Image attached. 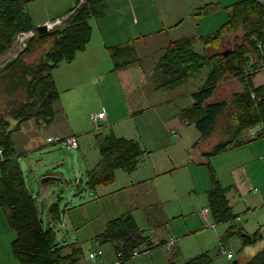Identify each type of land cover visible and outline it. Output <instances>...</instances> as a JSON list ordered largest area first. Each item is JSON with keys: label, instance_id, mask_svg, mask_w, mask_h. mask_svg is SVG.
I'll use <instances>...</instances> for the list:
<instances>
[{"label": "rangeland", "instance_id": "1", "mask_svg": "<svg viewBox=\"0 0 264 264\" xmlns=\"http://www.w3.org/2000/svg\"><path fill=\"white\" fill-rule=\"evenodd\" d=\"M73 1L30 0L25 9L34 26L58 20L55 25L61 22ZM236 1L143 0L140 5L137 0H108L105 18L89 20L92 27L90 46H99L102 37L107 43L118 41L124 44L130 42V37L142 35L144 39L137 43L139 46L133 57L139 59L125 68L112 69L113 60L108 53L107 67H99V73L71 82L70 88L64 91V85L59 83L60 97L54 104L56 113L51 123L38 124L34 119H28L11 133L14 152L26 186L36 199L42 226L53 228L54 240L65 244L62 252L80 247L76 264H119L113 245L110 242L99 244L94 236L105 228L109 219L126 212L134 216L143 234L149 235L154 244L161 239H174L171 252L177 253L173 255L171 264H182L187 258L203 251L210 253L212 264H228L232 260L241 262L263 246V239L242 246L239 234L240 227L248 233L261 227L260 232L264 234L262 201L253 202L247 210L243 199L230 198V201L233 199L230 203L233 211L239 214V221L233 223L231 230L235 233L229 236L226 235L228 222L216 223L209 213L207 217L200 213L207 207L209 168L202 155L204 150L200 148L202 141L194 143L199 137L198 130L193 124L182 121L179 112L193 102L191 93L202 84L207 68L189 73L182 84L172 89L156 87L162 76L153 70L164 39L188 35L192 33V28L197 33L192 41L193 48L203 53L207 48L198 35H210L223 25L229 18L231 5ZM162 4H168L170 8L178 7L182 16L187 12L186 23L178 29L156 34L166 10ZM205 4H209L205 10L195 13ZM226 27L223 25L225 30ZM33 33L31 30L15 36L0 57V68L18 55ZM242 33L241 27L229 29L221 39L209 45L216 48H209L208 53L231 50L242 43ZM119 36L121 38L118 39ZM44 49V46L37 49L26 60L35 61ZM79 56L71 66H76ZM127 57L131 55L126 54L119 59ZM68 66L64 63L53 73L64 72ZM219 82L211 99L230 96L231 82ZM227 86H230L228 91L223 92ZM7 105V97L0 84V114L6 113ZM109 108L115 115L124 116L116 126L130 131V136H121L137 139L148 153L143 155L138 167L131 173L118 168L112 183L91 187L86 180L87 167L98 161V143L101 136L112 131L113 126L108 120L94 122L91 116L99 111L107 113ZM226 120V115L219 117L215 133L222 130ZM257 128L258 124L245 133ZM56 135L64 138L74 135L78 146L70 148L65 141H46L48 136ZM209 161L216 176L214 160L211 158ZM45 175L60 179L42 182L40 179ZM130 182L136 184L135 187L119 189ZM53 203L56 208L51 212L49 209ZM212 223L213 226L210 225ZM144 248V245L137 248L138 255L127 258L121 264H165L171 255L167 246ZM98 249L102 251L101 255L90 259L89 252ZM222 250L231 252L232 257L227 258Z\"/></svg>", "mask_w": 264, "mask_h": 264}, {"label": "trees", "instance_id": "2", "mask_svg": "<svg viewBox=\"0 0 264 264\" xmlns=\"http://www.w3.org/2000/svg\"><path fill=\"white\" fill-rule=\"evenodd\" d=\"M28 1L0 0V57L19 32L34 31L18 55L0 68L1 91L8 102L6 113L0 114V205L6 209L8 223L14 231L10 245L19 264H76L80 247H71L68 252H62L65 244L54 240L53 228L42 226L36 199L26 186L14 152L11 133L28 119H34L38 124H49L54 120V104L59 100L60 93L52 70L62 62L71 61L77 51L84 49L91 35L89 19L98 13L105 0H74L61 22L43 33L36 32L31 16L25 9ZM207 5L200 6L195 13L205 10ZM263 12L264 0H237L231 5L229 18L223 25L227 26L226 30L241 27L243 43L229 51L205 54L194 50L190 36L172 39L162 48L153 69L162 76L156 87L171 88L183 83L189 73L208 67L202 84L191 93L193 102L180 110L179 118L187 124H193L198 130L196 143L217 128L219 117L227 116L219 131L223 137L202 152L210 174V187L206 190L209 214L216 223H229L227 236L235 233L231 229L238 214L232 211L226 195L229 186L219 182L209 159L212 155L241 144L246 129L264 123V83L253 85L250 80L251 74L262 68L264 63ZM223 25L210 35L200 36L204 45L221 39L226 31ZM42 46L45 49L35 61L26 60L27 56ZM106 48L113 60L112 69L139 59L133 58L136 54L129 42ZM126 54L131 57L119 59ZM226 73L240 81L241 89L227 99H211L218 82ZM256 134L263 135L264 129ZM98 151V161L86 170V180L91 187L112 183L116 169L131 171L148 153L137 139L116 136L113 132L101 136ZM55 208L56 204L53 203L49 210L54 212ZM239 234L243 236L242 244L264 240V234L259 229L247 235L239 228ZM94 239L99 244L110 242L119 264L130 258L142 245L147 250L165 242L161 239L154 244L149 235L143 234L130 212L109 219ZM168 251L171 252L170 246ZM176 253L171 252L165 264H171ZM182 264H212V256L208 251H203L187 258ZM234 264H264V243L249 258L241 262L237 260Z\"/></svg>", "mask_w": 264, "mask_h": 264}, {"label": "crops", "instance_id": "3", "mask_svg": "<svg viewBox=\"0 0 264 264\" xmlns=\"http://www.w3.org/2000/svg\"><path fill=\"white\" fill-rule=\"evenodd\" d=\"M138 1H139L140 5L143 4V0H137V2ZM152 1H155V0H152ZM73 4H74V1H73ZM107 5H108V0H105V2L100 6L98 13L96 15L90 17V19L93 18L94 20L98 21V20L105 18L106 14H107V8H108ZM162 5L166 6V10L164 12V19L165 20L161 18V20H160L161 28L157 30L158 33H156V34L167 33L169 30L178 29V28L182 27L184 25V23H186L185 19H186L187 12L184 13L185 15L182 16L181 11L178 7L170 8L168 4H162ZM192 19L194 20L193 17H192ZM193 24L194 23L192 21V25ZM228 31L229 30H226V32H224L221 35V37L224 36L226 33H228ZM191 32L192 33H190L188 35H182V36H178L176 38L164 39L165 40L164 44L158 49L159 50L158 55L160 54L161 49L167 44V42L169 40L177 39V38H180L183 36H190L192 41H193V39L195 38V35L197 33L193 31V28L191 29ZM91 34H92V27H91ZM198 36H199V38H201L200 36H203V35H198ZM112 37L113 36H109V38H112ZM115 37L116 36H114V38ZM103 38L104 37H102V40L99 41V44H100L99 46L93 47V46H90L91 44H89V41L91 39V35H90V39L86 43L84 49L77 51L74 58L71 61L62 62L58 66H56V67H60V65L67 63V65H69V66H68V68L64 69V72H59L56 75V73H53V71L56 67L53 68L52 75H53L56 87L59 91H61L59 88V83H62L64 85L63 89H62V91H64V90L70 88L71 82H74L76 80H83V79H85V76H87V75L89 76L93 73H96V74L99 73V70H100L99 67H101V66H102V68L107 67L106 57H107V54L109 53V51L106 48V46H109L111 44H113V45L120 44V43H117L118 41H113L114 43H107ZM119 38H121V36H119L118 39ZM142 39H144L142 35H140V36L134 35V36L129 38V41H130L129 43L133 46L134 51H136V49H138L139 45L137 43L141 42ZM112 40H114V39H112ZM242 43H243V40H242ZM205 47L207 48L203 51V53H205V54H209L208 53L209 48H214V49L216 48V47H212L209 45H206ZM77 55H81V56H79V61H77L76 66L73 67V66H71V63L74 62ZM249 55H251L250 52H249ZM123 67L125 68V67H127V65H125ZM204 67L207 68L206 69V74H207L208 67L207 66H204ZM220 80L222 81L223 84H226L227 82H231L230 86L232 87V90H230L231 91L230 96L232 95V93L240 90L242 87V84L240 83V81L235 76H233L229 73H226ZM250 80H251L253 85L263 84L264 83V67L259 68L258 70L253 72L250 76ZM230 86H227L225 89H223L224 90L223 92H225V91L227 92L228 91L227 89ZM172 88L173 87L168 88V89H172ZM215 89H214V91H215ZM230 96H228V94H227V96L224 95L219 99H213V100L227 99ZM122 118H124V116L115 115V113L112 112L109 108V109H107V113H105L104 119H100V120H108L113 124V126L111 128L112 131H110V132H113L114 135H116V133H118V135H116V136H121V135H125V134H127L126 136H130L129 135L130 131L124 130L123 128H121V127L119 128L118 126H116V124ZM161 121H162V119H161ZM130 129H131V132H133L132 128H130ZM262 129H264V123H259L257 129H252L249 132L244 133V138H245L244 142H242L241 144L232 146L230 148H227L224 151H222L218 154L212 155L210 157V159L212 158V160H214L213 166H215L217 168V171H216L217 179L219 180V182L223 186H229V189H228L227 194H226L229 203H231V201L233 200L232 199L230 201V198L235 199V197H238L239 199H243V202L246 204L247 210L250 209L252 203L255 201H262L264 203V134L261 136H257V134H256L259 130H262ZM222 137H223L222 133H220V132L215 133V130H214L207 137L200 139V141H202V143L200 144L201 150L205 151V150L210 149L214 145V143L216 141L220 140ZM141 159L139 160V162L135 165V167L131 171H127V172L131 173L132 171H134L138 167L139 163L141 162ZM93 165H90V167H87V169L91 168ZM261 167H263V169L259 171V169ZM129 181H133V180H129ZM135 185L136 184L130 182L129 184H124L119 189L120 190L121 189L127 190V189L135 187ZM230 195H231V197H230ZM206 204H207V202H206ZM255 207H256V205H255ZM232 211H233V207H232ZM200 213H201V211H200ZM234 213H237V212H234ZM238 216H239V214H238ZM206 217H207V215H206ZM235 221H237V222L239 221L238 217ZM235 221H233V223ZM258 229L260 231L261 227ZM242 230H244V228L240 227V231L242 233L247 234V235L251 234V233H248V231H245V230L242 231ZM13 237H14V231L8 223V220L6 217V209L0 205V264H19L18 260L14 257V255L12 254V251H11V245L10 244H11V240L13 239ZM240 237L242 238L243 236L240 235ZM168 239L169 238L163 239L165 242L161 245H158L157 247L167 246V240ZM257 241H255V242H257ZM174 242L170 245V247H172L174 245ZM241 244H242V239H241ZM249 244H253V243L249 242L246 244H242V246H247ZM149 249H151V248H149ZM149 249H147V250H149ZM90 259H92V258H90Z\"/></svg>", "mask_w": 264, "mask_h": 264}, {"label": "built area", "instance_id": "4", "mask_svg": "<svg viewBox=\"0 0 264 264\" xmlns=\"http://www.w3.org/2000/svg\"><path fill=\"white\" fill-rule=\"evenodd\" d=\"M58 20L54 21V22H51V23H46L48 25V27H50L51 25H54V23H56ZM261 23L264 27V12L262 13V16H261ZM26 32H31V30L29 31H22L20 33H26ZM20 33H18L16 36L20 35ZM257 46H260L259 43H257ZM263 67H264V63H263ZM105 117V113L104 111H99L98 113H96L95 115H92L91 116V119L94 121V122H97L98 120L100 119H104ZM172 133L175 134L174 130H172ZM46 141L47 142H51V143H55V142H61V141H65V144L67 147H70V148H76L78 146L77 144V139L74 135L72 136H68L66 138L64 137H61V136H48L46 138ZM1 152V150H0ZM201 213L204 217H206V215L209 213V210H208V207H205L201 210ZM211 226L214 225V223L210 224ZM174 242V239L173 238H169L167 240V247H169L172 243ZM102 251L100 249H98L97 251H90L89 252V257L94 259L96 256H99L101 255ZM139 252H136L134 251L132 254H131V257L133 256H136L138 255ZM222 253H225L226 257L227 258H231L232 257V253L229 252V251H225V250H222Z\"/></svg>", "mask_w": 264, "mask_h": 264}, {"label": "water", "instance_id": "5", "mask_svg": "<svg viewBox=\"0 0 264 264\" xmlns=\"http://www.w3.org/2000/svg\"><path fill=\"white\" fill-rule=\"evenodd\" d=\"M49 29L48 25L46 23H42V24H39L37 26H35V30L37 33H43V32H46L47 30ZM50 179H60V178H57V177H53V176H49V175H45V176H42L41 177V181L42 182H46ZM232 263H237V260H232Z\"/></svg>", "mask_w": 264, "mask_h": 264}, {"label": "flooded vegetation", "instance_id": "6", "mask_svg": "<svg viewBox=\"0 0 264 264\" xmlns=\"http://www.w3.org/2000/svg\"><path fill=\"white\" fill-rule=\"evenodd\" d=\"M223 52L225 51V50H222Z\"/></svg>", "mask_w": 264, "mask_h": 264}]
</instances>
